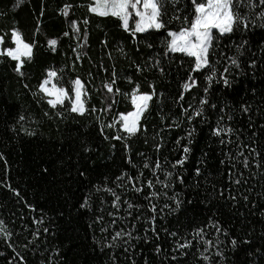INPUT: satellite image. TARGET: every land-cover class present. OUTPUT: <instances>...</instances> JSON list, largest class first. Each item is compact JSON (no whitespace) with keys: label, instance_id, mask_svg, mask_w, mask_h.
<instances>
[{"label":"snow or ice","instance_id":"obj_1","mask_svg":"<svg viewBox=\"0 0 264 264\" xmlns=\"http://www.w3.org/2000/svg\"><path fill=\"white\" fill-rule=\"evenodd\" d=\"M18 2L22 4L24 0ZM74 8H84L87 14L72 18ZM44 11L42 5L31 38L25 37L18 22L7 30L0 29V63L14 62L12 70L20 77H26L25 66L33 62L35 50L40 47L37 37L41 34ZM58 12L65 18L68 28L58 37L47 38V46L55 53L61 39L69 38L75 44L71 49L74 58L70 64L49 65L41 74L35 91L28 83L24 87L32 91L34 97L46 100L49 110L43 112L44 117L64 119L66 112L80 116L96 114L102 139L115 142L111 143L113 151L117 143L120 144L126 164L118 175L104 172L96 183L89 182L87 192L77 202V211L93 215L89 224L94 229L93 251L98 248L106 255L107 264H138V253L141 264H152L138 247L141 242H151L154 253L163 256L169 264H179L190 253L202 262L213 264V257L207 253L215 247V255L227 264L221 247L229 243L234 251L238 238L221 223L218 208L190 232L182 228L173 231L165 225L169 217L176 218L179 223V214L187 216L189 208H194L197 203L209 207L219 200L233 209L247 205L251 203L249 196L253 193L250 179L264 176V145L257 133V128L264 133V124L252 118L260 115L264 119L261 106H254L247 100L237 106L228 99L237 95L240 81L247 77L245 67L251 68L255 77V70L264 64V38L257 45L259 57L251 53L252 40L245 38L257 28L264 29V0H81L76 4L65 2ZM93 14L116 18L119 27L130 34L132 47L140 54L138 58H133L126 50L124 41L114 43L116 54L130 61L131 74L123 70L118 74L108 33H104V39L100 41L104 55L99 57L98 64L92 61L88 41ZM236 34L241 37L239 41L232 39ZM226 40L228 44L224 43ZM142 50L148 55L144 56ZM85 59L103 74L99 87L92 84V72L87 74V80L76 73L77 64L82 66ZM173 63L185 73L177 83L178 95L175 97L166 96V90L161 89L156 80L148 81L147 90H142V84L133 78L136 73H155L163 83L172 71ZM71 73H75L74 78ZM121 83H126L130 91H122ZM90 88L92 92L104 95L99 107L95 104L89 107ZM246 92L255 96L257 89L250 88ZM120 98L130 101L131 110L117 111ZM153 111L156 118L150 120ZM238 116L248 117L246 132L233 126ZM29 120L34 124L40 122L35 116L20 114L11 124V131L17 135L23 132L27 136H36V129L26 126ZM204 127L208 128L221 158L214 164L215 153L211 144H206L200 157L196 158L189 182L188 166ZM108 130L112 131L111 135ZM135 139H141L150 148V153L135 148L131 143ZM96 150L87 142L81 144L78 176L88 177L97 170L99 165L92 158ZM0 160L5 165L0 189L36 212V204L23 199L20 188L13 186L3 149H0ZM210 165H214L217 175H213ZM245 171L248 176L244 175ZM217 176L226 177L225 182L212 183ZM202 188L203 199L186 195H198ZM108 208L111 210L107 211L106 220ZM11 216L15 219L0 214V244L11 249L10 256L0 252V256H6L7 264H29L31 258H36L35 264H67L59 245L49 250L48 236H55V226L52 231L46 226V221L51 224L52 218L42 208L38 217H31V226L20 223L25 220L23 214L12 213ZM158 221L161 222L159 229ZM94 226H98L99 236ZM208 230L214 233V240L206 238L210 234ZM162 234L172 238L168 255H163ZM240 243L250 241L244 238ZM38 245L44 251H40Z\"/></svg>","mask_w":264,"mask_h":264},{"label":"trees","instance_id":"obj_2","mask_svg":"<svg viewBox=\"0 0 264 264\" xmlns=\"http://www.w3.org/2000/svg\"><path fill=\"white\" fill-rule=\"evenodd\" d=\"M65 2L76 4L81 0H24L22 4L18 0H0V13H3L0 15V29L7 30L13 26L14 22H18L26 38L32 37L42 5L45 9L41 34L37 37L40 47L35 50L33 62L25 66L26 77H20L12 70L14 62L5 60L4 63H0V149H3L7 156L10 169L9 178L12 180L13 186L20 188L23 199L36 204L37 211H30L22 201L18 203L15 196H11L6 190L0 189V214L11 219H15L11 216L12 213H15L16 216L23 214L25 220L20 223H27L31 226V217H38L39 209L42 208L47 216L52 218V223L48 224L46 221V226L50 228V231L53 230V225L55 226V236H48L49 250L51 247L59 245L67 264H107L108 257L106 255L101 253L98 248L93 251L92 236L94 229L89 227L93 215L83 210L77 211V202L87 192L89 182L96 183L100 179L101 173L107 172L110 175H118L119 170L126 167L120 144L117 143L116 150L113 151L111 143L115 142L102 139L95 119L96 114L89 113L80 116L66 112L64 119L44 117L43 112L49 110L46 100H40L39 97L32 95V91L36 90V85L41 79V74L49 65L70 64L74 58L71 49L75 47V44L69 38L61 39L55 53L48 48L46 43L47 38L58 37L68 28L65 18L58 12ZM73 12L75 15L72 18H82L87 14V10L84 8H74ZM89 29V55L92 61L98 64L99 57L104 55L101 51L100 41L104 39V33H108L110 46L113 49L114 58H116L118 74L121 70L131 74L130 61L116 54L114 41H124L126 50L133 54V58H138L140 54L135 52L130 34L125 33L119 27L118 20L93 14L90 17ZM160 36L163 37L162 30ZM245 38L252 40L251 53L259 57L257 45L264 38V29L257 28L254 33L250 32ZM232 39L239 41L241 37L236 34ZM224 43L228 44L229 41L226 40ZM142 54L147 56L148 52L142 50ZM231 54L229 53V55ZM178 55L182 56V54ZM186 59L194 60V58ZM137 62L139 61L137 60ZM105 64H108L106 57ZM187 66L185 64L184 67L187 68ZM244 70L248 73L247 77L240 81L237 95L229 96L228 99L237 106L244 100L252 102L254 106L259 105L261 106V115H264V64L255 70V77L252 76L253 70L251 68L245 67ZM89 72L93 73L92 84L99 87L104 78L103 74L98 72L87 59L84 60L82 66L77 64L76 73H79L82 79L87 80ZM184 74V69H177L176 63H173L172 71L163 83L155 73L145 72L143 75L136 73L133 78L139 80L142 84V90H147L148 81L156 80L160 88L166 90V96L175 97L178 95L177 83ZM71 75L74 78L75 73H71ZM25 83L29 84L32 91L24 87ZM120 87L124 92L130 91L126 83H121ZM250 88L257 89L255 96L246 92ZM89 91L92 95L89 107L92 104L99 107L104 99L103 93L92 92L91 88ZM196 94L193 93V95ZM186 99H188L187 96ZM67 106L68 102L66 101L65 107ZM124 110H131V104L130 101L120 98L117 111ZM20 114H24L26 117L35 116L40 121L39 124H34L29 120L26 125L36 129V136H27L23 132L17 135L11 131V124ZM155 118L156 112L153 111L149 119ZM252 118L259 124H264V119H261L260 115H253ZM247 125L248 117L238 116L236 124L233 126L246 132ZM108 131L111 135L112 131ZM208 132V128L204 127L197 138L192 162L188 166L189 182L196 158L200 157L201 149H204L206 144H211L215 153L212 157L214 164L218 163L221 158L220 150ZM257 133L260 135L261 144L264 145V133L260 132L259 128H257ZM172 135L175 137L176 133L174 132ZM84 142L97 149L92 158L99 167L90 176L82 178L78 176L77 168L80 167L78 160L81 144ZM131 143L139 151L150 153V148L146 147L141 139H135ZM45 168L48 170L47 172L43 171ZM210 168H213V175H217L214 165H210ZM4 170V162L0 160V178H2ZM253 171L256 170L253 169ZM244 175L248 176V172L245 171ZM225 180L226 177L221 179L217 176V180L212 181V183L219 182L222 184ZM249 182L253 189V193L249 196L251 203L242 205L238 209H233L230 205H225L223 201L219 200L213 201V205L209 207L197 203L194 208H189L187 216L179 214V223L176 218L169 217L165 226L173 231L182 228L184 231L190 232L193 227L199 226L200 222L206 221L211 212L218 208L221 223L225 224L230 233L238 238V245L234 251L229 243H225L221 247V251L227 258V264H264V215H262L264 213V176L253 177ZM178 190L180 189L178 188ZM198 193V195L187 193L186 195H190V198L194 196L197 200L203 199V188L198 190ZM232 194L234 195L235 192ZM105 198L107 199V197ZM253 205L256 206L253 207ZM110 210V208L105 210L106 220V213ZM59 213H63V215L61 216ZM160 223V221L157 222L158 229ZM94 227L97 236H99L98 226ZM208 231L210 234L206 238L214 240V233L211 230ZM244 238L248 239L250 243H240V240ZM221 239L224 240L225 238L221 237ZM161 240L164 248L163 255H168L172 246V238L164 237L162 234ZM138 247L143 250V256L147 257L152 264H169V261L164 260L163 256H157L154 253V245L151 242L147 244L141 242ZM38 248L40 251H44L42 246L38 245ZM202 249L203 245H201ZM215 251V247H212L207 253L213 257V264H225V261L220 260L215 255ZM0 252H4L6 256L11 255V249L4 247L3 244H0ZM6 256H0V264H7ZM35 260L36 258L29 259V264H35ZM137 262L141 264L139 253ZM179 264H208V262H202L190 253L186 259H181Z\"/></svg>","mask_w":264,"mask_h":264}]
</instances>
